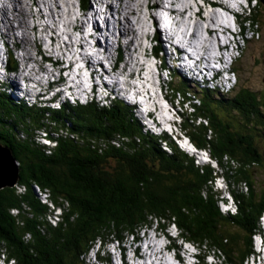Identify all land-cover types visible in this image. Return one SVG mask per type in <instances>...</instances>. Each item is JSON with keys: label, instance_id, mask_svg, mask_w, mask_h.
Wrapping results in <instances>:
<instances>
[{"label": "trees", "instance_id": "trees-1", "mask_svg": "<svg viewBox=\"0 0 264 264\" xmlns=\"http://www.w3.org/2000/svg\"><path fill=\"white\" fill-rule=\"evenodd\" d=\"M257 3L262 7L261 0ZM256 7L241 19L249 18L260 32ZM173 87L170 103L186 99L207 119L206 126H191L197 133L185 121L182 128L195 145L211 152L216 166H195L194 158L172 142L171 153L163 150L157 137L142 134L120 102L65 106L51 111L52 125H47L43 110L18 107L0 95V140L20 171L14 188L0 190V255L6 262L88 264L85 258L95 247L101 248L100 257L107 246L126 243L129 234L155 222L164 228L173 220L183 238L202 251L209 248L222 264H245L264 213V185L253 177L256 166H264V91L259 99L242 88L218 100L210 92L198 107L185 83ZM45 128L55 134L52 147L41 142ZM216 175L228 180L235 214L219 207Z\"/></svg>", "mask_w": 264, "mask_h": 264}, {"label": "clouds", "instance_id": "clouds-1", "mask_svg": "<svg viewBox=\"0 0 264 264\" xmlns=\"http://www.w3.org/2000/svg\"><path fill=\"white\" fill-rule=\"evenodd\" d=\"M4 1H6V0H3V2L0 3V6L3 5ZM92 1H95V0H70V2H69L70 6H65L64 4H66V2L60 0L59 7L60 8H64V9L67 10V7L68 8H73L72 4H74V6L76 8V10L74 11V15H78V18L79 17L83 18V21H84V19L90 20L94 15H93V13L92 14L91 13H87L85 10L94 11L93 7H91V4H92L91 2ZM163 1H166L170 5V7H171V9H172L174 14H176L179 18L183 17V12L184 11L182 10V3H186L187 0H186V2L184 0H182V3L178 2L177 0H163ZM38 2L40 4V0H38ZM85 2H88V5L84 6ZM254 2H255V5L257 6L258 5L257 0H247V3L249 4V9H248V12H247L248 17L251 16V13H252L251 9L253 8L252 6H253ZM155 3L157 4V6H155V8H159V10H162L161 9V7L163 5L162 0L155 1ZM174 3L177 4L178 6L175 7ZM105 4L110 6L109 13L120 16L115 10H113L112 3L108 2V3H105ZM116 4H118L117 1H114V5H116ZM80 5L85 10H83L80 7ZM33 9H34V11L38 12V10L36 9V5L33 7ZM144 9L146 11V14H150L149 11H147L148 8H144ZM188 9L191 10L192 7L190 6V8L188 7ZM178 12H179V14H177ZM96 15H98V14H96ZM2 16H3V14H2V7H1V9H0V17H2ZM149 17H150V15H149ZM241 17H243V16L239 17V25L245 24L246 26L251 27V29H253L254 33H252L250 40L255 38V36L258 37L259 32L252 27L253 24H251V22L249 21V18H248L247 21H244V20L241 19ZM39 19L40 18H37V20H39ZM204 19H205V17H204ZM34 20L35 19H31V26H32L33 23H35ZM78 21H80V20H78ZM78 21H77V23H78ZM140 24H142V22ZM148 24L150 25V29H149V32H150L152 26H155L154 19L151 18L150 21H148ZM4 25L8 26L7 24H1L0 23L1 30L6 31V28L4 27ZM78 25H79V23H78ZM17 26H19V25L17 24ZM17 26H14V27H16L17 30H19V33H20L21 30L18 29ZM256 27H257V25H256ZM78 28H79V26H78ZM81 29L79 28L78 30H73L72 32H74L75 36L82 37L83 44H85V42H84L85 39L83 38V35L81 33ZM157 30L158 29H156V32H157ZM76 31H78V32H76ZM19 33H17V36H19ZM13 34H16V32L13 33ZM13 34L8 38V40L5 41V39H2V41H0V53L3 52L5 56L8 55V56H10L12 58H15V57L18 56V54H17V56L13 55V50L12 49H14L13 46L16 43L15 38H13ZM248 34L249 33H247V36H248ZM154 35H149V33H148V35L145 34V36L141 39L140 44L142 45V49L144 50L143 51L144 55L140 54L141 55L140 64L135 65V66H136V69H137V66L140 65V68L137 69V70H140L141 72H143V74H146V73L153 74L154 75V83H156L155 82V78L163 75L162 68L164 66L165 67L168 66L167 63L169 62V58H168V54H166L165 56H160L159 50H165V48H163V44L164 43L161 40L160 35H156V36H154ZM192 37L195 40L196 35H193ZM248 40L249 39H246L245 41H248ZM9 43H10V46L8 45ZM86 45H88L87 41H86ZM240 46L241 45L234 46V50H236V51H233V50L232 51L233 52H238ZM84 47H85V49H87V51L88 50H92V54L93 53L97 54L95 45H89V46H84ZM208 47L207 48L209 50L212 49L211 42H210V46H208ZM26 48L31 49L32 55L37 52V50L35 48L31 47V46H27ZM23 50H24V48H23ZM23 50L20 49V52H18L20 56L21 55L22 56L26 55L25 51L23 53ZM136 55H138V54L136 53ZM147 55H149V56H147ZM156 62H157V66H156ZM143 63H144V66L147 67L144 70H142L143 66H141ZM118 67H119L118 71L119 70L120 71L123 70V69H121L122 67H126L127 70H133V69H130L131 66H127L126 63L121 62V61L118 62ZM233 67H234V65H233ZM96 75H98L99 77L101 76V78H103V79H106V78H108L107 76H109V73L104 74V73L100 72L99 74H95V76ZM163 76L165 77V73H164ZM175 78H178L179 80H182L176 75H173L171 80L166 77V79L169 80V81H167L168 84H166V90L167 91H168L167 88H169V90H172L170 88V85L174 86V79ZM182 84H183L182 82L179 83V87L174 86L173 89H180L182 87ZM187 86H188V92L191 95L194 96L196 91H194V92L190 91L191 88L189 87V85H187ZM156 88H157V85H154V89L152 90V94H150L148 92L147 97H149L148 99L151 101L150 104L148 103L147 98H146V93L147 92H145V94H144L145 95L144 101L146 102V104H148L147 106L150 105L149 107L153 108V110H154V112L156 114L155 113L150 114L151 111H148V110L144 111V109H145L144 107L141 110H137L134 107L133 108H129V105H127V104L125 105V102L127 101V100H125V99H127L125 97L126 94L124 92L122 93V92H119V91H117V92L116 91H114V92H103L102 96H99V100H97L95 102H93L95 100V98L93 99V97L90 96L89 94H88L89 95L88 96V95H85V93H83V95H81V97H80L82 99L81 102H83V104H80V105H89L91 103L92 105L96 104L99 107H106L107 105L109 107L114 102H120V103L123 104V106L128 108V113H131V119H133L140 126L142 134H146L147 133V134H150L152 136L157 137L158 138V142L160 143V145H161L163 150L167 151L168 153H171L172 152L171 151V149H172V147H171L172 145L171 144L173 143V144H175L177 146V148L179 150H181L182 152H185L186 154L191 155L194 158L195 163H197L196 164L197 166L202 165V164H210V165H215L216 166V164L214 163L213 158L211 156V152L208 149H206V148H199L197 145H195L193 143V141L190 140L189 135L186 134L185 131L183 130L181 122L176 121L174 116H172V114L170 112L172 110H171V108L168 109V107H171L172 105L174 106V102L170 103V100H168V102H169L168 103V107H167V104H163L162 101H164V100L160 99V97H158V95L155 92ZM1 94L2 93L0 92V95ZM139 96H140V98H142L141 95H139ZM152 97L156 98V99L153 100ZM8 98L13 102V100L10 98V96H8ZM24 98H26V101H23V102H16L15 101L13 103L16 106H18V107H25L26 109H33V110L37 109V110H40V111L43 110V113L46 116L45 120H44V124L52 125V123L50 121V116H51L50 113H52L51 111H56L55 108H52L49 105H45L44 108H35V105H33L34 103H32L30 101L31 99L28 100V98L25 97V96H24ZM89 100H90V102H88ZM157 102L161 103L163 105L164 109H162L161 107H158ZM188 102L190 103V101H188ZM191 102L193 104H196L198 107L202 106L201 104L198 105V103H194V98H192ZM181 103H182V98H181ZM60 109L62 110L63 107H61ZM60 109H58V111H60ZM159 111H161V112H159ZM186 112L187 111L180 112V116H181L180 119H186L187 118L188 114ZM164 113H166V117L163 120ZM184 113H186L187 116ZM168 116L171 119H167ZM40 120H41V118H40ZM202 122L204 123V125H207V119L206 118L203 119ZM44 130H45L44 132L39 133L41 142L44 145L48 146V147L54 146L55 145L54 141H52L50 139L51 136L53 137V134H48L49 129H48V131H46V128ZM50 132L53 133V131H51V130H50ZM181 137H182V146L188 145V146H186V148L191 147V148H189V150L186 149V151H185L184 148L179 147L178 142H179V139ZM38 141H40V140L38 139ZM0 142H1V140H0ZM198 148L199 149H203V152L195 153ZM202 154H204L206 156V160H208V161H206V160L204 161V160L200 159V157L203 156ZM16 165L18 167L17 162H16ZM216 178H222L220 182H222L225 185H227L226 188H221L220 189V192H222V194L219 192V188L217 187V183L216 182L218 180H216ZM214 179L216 180L214 185L217 187V190L219 192L218 194L220 195L218 204H219V207H220L221 211L225 212V213L235 214L236 213V205H237V203H236V199L234 198V196L229 191L230 185L228 183V180L224 176H221V175H216L214 177ZM238 186H239V188H240V190L242 192L246 193V191H247L246 182L241 181V182H239ZM35 188L37 189V192H38V190H39L38 187H35ZM225 193H227V194L225 195ZM227 197H229V198L227 199ZM42 198H44V196H42ZM43 201L46 202L45 199H43ZM259 220H260V227L261 228L259 229V231L256 234H254L252 236V239H253V251H251V253L246 258L245 264H250V263L251 264H255V263L256 264H264V254H263L264 252H263V250L260 249V242L261 241L264 242V225H263L264 224V213L260 216ZM168 222H169V224L167 226H165L164 228H161L160 225H158L156 222L152 223L151 226H146V227L142 228L139 231V233L129 234L128 235V241L131 240L130 244L134 245L136 243H139V240L141 239V237H144V238L141 239V241L146 240L145 239V235H147V238H150L149 235H151L152 231H154V232H156L158 234L156 236V238L160 237V235H161L167 241V242L163 241V242H161L159 244H161L162 247H164V242L167 243V246H168L167 247V251L170 252V254L174 253L178 257L180 256V254H182V258L185 257V256H191L193 258V260H194V262H192L191 264H209L207 262V259H213L214 257L212 255H210L209 253L207 255L204 254V251L202 253L200 244L198 245V243H195L193 241H190V240H187V239L183 238L182 235H181L180 228L175 224V222L173 220H170ZM261 239H263V240H261ZM179 243H182V246ZM117 244H119V243L117 242ZM142 244L144 246L143 248H145L147 243L143 242ZM142 244H141V246H142ZM122 245L123 244H119L118 247H116L114 245H110L109 247L107 246V249L109 251L110 256L106 255V254L100 256V257H102L103 264L106 262L107 257L108 258H110V257L112 258V256H113V254L111 253L112 249L117 251V252L120 251L122 264L123 263H127L126 259L122 255L123 254V248L121 247ZM203 248H206V247H203ZM97 250L101 251V248L100 247H95V250H94V252L92 254V261L93 262H95L94 260L97 261V259L99 258ZM156 250H157V248H156ZM207 250L209 251V248ZM196 251H198V252H196ZM211 252H213V251H211ZM160 253L163 254V249H161ZM89 254H91V253L88 252L87 257H88ZM213 254H215V253H213ZM137 257H140V256H137ZM216 258H217V261H213L210 264H222V262H220V260H219L220 256L216 255ZM0 264H11V261H7L6 262L5 259H1L0 258ZM88 264H92V262L90 263L88 261Z\"/></svg>", "mask_w": 264, "mask_h": 264}, {"label": "rangeland", "instance_id": "rangeland-1", "mask_svg": "<svg viewBox=\"0 0 264 264\" xmlns=\"http://www.w3.org/2000/svg\"><path fill=\"white\" fill-rule=\"evenodd\" d=\"M25 1L28 3V5H27L28 6L27 11H28V15H29V18H28L29 22L28 23H29L30 28H31L30 36L32 37L31 19H35L34 21H36V19L39 17V15H41L43 13H42L41 10H39V12L34 11V9H33V7L35 6L34 2H33L34 0H25ZM41 1L42 0H40V2ZM38 4H39V2H38ZM7 5H10V4H7ZM36 6L38 7V6H40V4L36 5ZM9 7L11 8V5ZM18 7H19V5L16 4L15 8L17 9ZM252 7H256L255 2L253 3ZM255 9H256V11H254V17L256 19H258L259 24L261 22V24L260 25L258 24V25H259L260 29H262V30H260V32L258 34V37L255 36V38H253L252 40L249 39V41H243L242 40L244 42V44H242V42L240 41L241 46H240V48L238 50L239 58L237 59L236 63L234 64V68H235V70L237 71V74H238V88H237L236 91H238L239 89H242V88L249 89L250 91L257 93L258 96H259V99H260V97H261L260 95H262V93L264 91V5L262 4V7H259L257 5V7ZM75 10H76L75 7L70 8L71 17H74V11ZM224 13H225V11L223 12V14ZM9 18H13V17L10 15ZM0 21H2L3 24L6 23L7 25H9V27H11V25L16 26L18 24V23H16L17 21H15V20H12V22H9L7 20V18H5L3 16L0 17ZM62 21H64V20H62ZM199 21H202V20L200 19ZM96 24H97V22H96ZM202 26H204V25H202ZM4 27L6 28L7 26L4 25ZM255 27H256V25H255ZM204 28H205V26H204ZM12 29L14 30L15 27H12ZM34 29H35L36 32H39V30H38L36 25H34ZM88 29H89V25L88 24H87V26H84L81 29V33H83L82 35H83V37H84V39L86 41L88 40L87 39L88 38L87 37L88 36ZM102 29H103L102 30L103 32L107 33L106 32V27H104ZM8 31H11V33H13L12 30H8ZM14 31L16 32V34L19 33V30H17V29L14 30ZM0 32H2L1 29H0ZM251 35H252V33L248 34V37H251ZM15 37H18V38L20 37L21 38L20 35L19 36H17V35L13 36V38H15ZM238 38L241 39V37H239V36H238ZM15 39H16V44H17V40L18 39L17 38H15ZM0 41H2L1 38H0ZM34 41L35 42L37 41L36 43H39L38 40H34ZM27 43L28 44L27 45H23V47H19L18 46L16 48L12 49L13 50V55L17 56V54H18V57H19V53L18 52H20V49L23 50V48H24L23 53H24V51L27 50V51H29L28 53L32 56V58H34L33 55H32L31 49H28L26 47L27 46L34 47L35 44L32 43L31 40L29 42H27ZM74 47L76 48V50H77L76 52L77 53H74L72 58H73L74 62L77 63V56L79 55V53H78L79 52V46L76 44ZM132 47L133 46H129L127 48V50L125 48V51H130ZM72 48L70 47L71 50H72ZM172 50H173L172 48L170 50H169V47L167 48V51L170 52V53L172 52ZM167 51L159 50L160 56H165V54H167ZM88 52L92 54V50H88ZM96 52H98L97 48H96ZM69 54H71V53H69ZM131 58H133V56H131ZM135 59H137V61L140 64L139 57H137ZM35 62L37 63L38 61L35 60ZM105 63H107V61H105ZM82 64L83 63H79V64H76V66L79 67V66H82ZM41 65H44V64L40 63L39 66H41ZM156 66H157V62H156ZM144 67H146V66H144ZM39 68L40 67H37V66L34 67V69H39ZM48 68L51 69V66H49ZM121 71H123V70H121ZM50 73H53V72H50ZM55 73L58 76V72H55ZM78 73L81 74L80 71ZM202 75H203V73H202ZM168 76H170V71H168ZM204 76L207 77V74H205ZM82 79H84V78L82 77ZM164 80L166 82L165 85L168 84L167 81H169V80L166 79V76L164 77ZM174 86L179 87V79L178 78L174 79ZM167 89H168V91L161 84H157V88L155 89V92L158 95V97H160V99L164 100V101H162V103L163 104H167V107H168V103H169L168 100L170 98V96H169V91L170 90H169V88H167ZM147 90H149V86L147 87ZM226 94H228V92L226 90L221 89V88H216V89H214L211 92L210 95H211V99L212 100L213 99L218 100L217 99L218 97L222 98ZM157 105H158V107H161L162 109H164V107H163V105L161 103L157 102ZM169 108H171V110H172V111H170L172 116H174L176 121L181 122V124H184V120L185 119H180V117H181L180 116V112L187 111L186 112L187 114L188 113L191 114V115L188 114V116L186 114L187 118H186L185 122L187 123L186 125H187L188 128H191V126L196 127L195 126L196 124L198 126L204 125V123L202 121L205 118H203L199 114L197 115L196 114L197 110L193 109L192 105L186 99H182V105L178 101H174V106L172 105L171 107H168V109ZM159 112H161V111H159ZM167 119H171V118H169V116H168ZM188 123L190 124V126L188 125ZM191 129L193 130L194 133H197L196 131H194L193 128H191ZM197 131L200 132V133H203L202 129H199ZM205 134H206V137L208 139H212L213 138V133H211V131L207 130V133H205ZM53 136H55V134H53ZM211 136H212V138H211ZM260 150H261V152L264 155V144L260 145ZM196 164L197 163H195V166H196ZM253 174L257 175V176H253L254 180L257 181V184L260 187L262 185H264V166L261 167V168L256 166L255 170L253 171ZM221 179L222 178H216V180H218L216 183H217V187L219 188V191H220L221 188H226L227 187V185H225L224 183L220 182ZM216 180L213 179L212 180L213 183H215ZM217 187L215 186L216 189H217ZM35 191H36V193H38L36 188H35ZM49 206L52 208L51 204H49ZM55 220L56 219L52 220L53 224H55ZM157 235L158 234L156 232L152 231L151 235H149L150 238H147V235H145V239L146 240L141 241V239L144 238V237H141V239L139 240V243H136V247H134L132 244H130L131 240H129L128 242H126L125 244H123L121 246L123 248V254H122L123 257L126 259V261L129 264H141V263L151 264V259H147L148 258V249L143 248L144 246H143L142 243L146 242L147 244L152 245V244H155V241H159V243H161L163 241L167 242L164 239V237H162L161 235H160V237L156 238ZM141 244H142V246H141ZM179 244L182 246V243H179ZM113 245L116 246V247L119 246V244H117V243H114ZM140 246H141V248H140ZM94 250H95V248H94ZM94 250H93V252H94ZM203 251H204V254L207 255L209 253L210 255H212L214 257L213 259H207V262L209 264L212 263L213 261H217L216 254H213L211 251H208L206 248H203ZM203 251H202V253H203ZM93 252L91 254H89L88 257L86 256V258H85L86 261H89L90 263L93 262L92 261ZM196 252H198V251H196ZM136 255L140 256V257H137ZM115 256L116 257L112 256V261H114L116 264H122V261L120 259L116 260V258H118L119 255L116 253ZM165 259L169 260L170 264H189L188 262H182V260H178V257L174 253H171L169 258H162L161 260L164 261ZM155 260H156V262H158L157 258H155ZM219 260H220V262H223V258L222 257H220ZM93 264H96V262H93Z\"/></svg>", "mask_w": 264, "mask_h": 264}, {"label": "bare ground", "instance_id": "bare-ground-1", "mask_svg": "<svg viewBox=\"0 0 264 264\" xmlns=\"http://www.w3.org/2000/svg\"><path fill=\"white\" fill-rule=\"evenodd\" d=\"M64 2H66V4H64L65 6H68L69 5V2L70 0H62ZM99 3H112V8L113 10H115L121 17L118 19V23L121 24V27H120V34L122 36L124 35H127L128 37H130L131 39L129 40V43L126 47V50L129 46H133V50L135 53H137L138 55H136L134 58H131L130 57V61H126L127 62V66H129L130 64L132 65L133 63L131 62H135V65H138L139 62L137 61V57H139L140 54H143V49H142V45L140 44V41L142 39V37H140L137 33H136V30H137V25L142 22V25L145 26L146 30H149L150 29V25L148 24V21H150V17H149V14H143L142 13V10L144 8H150L151 6L152 7H155L157 6V4L155 2H152V4L150 3L149 5H146V2L144 0H97ZM114 1H117L118 4H116L114 6ZM178 2L182 3V0H177ZM186 2V0H184ZM34 5H39L38 4V0H34ZM32 2V3H33ZM187 7L190 8V4L189 2L187 1ZM7 4H10L11 5V8L9 7L10 5H7ZM18 4L19 7L16 9L15 8V5ZM42 4H45L48 6V8L50 9L51 13H53L52 9H57L58 12H55L57 13V18L52 14L51 17H53V21L54 22H58V24L60 22H62V20H64V26L65 28L68 30V33H69V36H71L72 38V41L71 43H73V46L75 44H79L80 46H85V44H83V39L82 37H77L75 36L74 32H72L71 30V23H70V15H71V12L70 10L67 8L64 9V8H60L59 7V4H60V0H42ZM28 3L25 1V0H6L4 1L3 5H2V14H3V17L7 18V20L9 22H12V20H15L17 21L16 23H18V29L21 30V38L19 37H15L17 38V46L19 47H23V45H27L30 40L32 43L35 44V41L33 40V38L30 36L31 34V28H30V25H29V21H28V18H29V15H28V11H27V8H28ZM179 14V12L177 13ZM12 16L13 18H9V16ZM39 17H44L43 14L39 15ZM38 17V18H39ZM205 18L204 19V16L202 15L200 17L201 20H204L205 22V25L207 27V30L209 26L213 25V24H220L221 22H224L226 19H224L222 16L218 15L215 11H211L210 13H207L205 15ZM80 21H78L79 23V28L81 29L83 24H84V21H83V18H80L78 19ZM1 24H3L2 21H0ZM6 24V23H5ZM12 27H14L13 25H11V27H8V30H12ZM106 26H103L102 28H104ZM197 27H198V32H202L203 30V26L199 25V23H197ZM122 28V30H121ZM96 29H99V27H96ZM106 29L108 30V28L106 27ZM15 30V29H14ZM118 31V32H119ZM108 32H110L108 30ZM117 32V34H118ZM210 32V31H209ZM54 33V32H53ZM55 34V33H54ZM83 34V33H82ZM100 34H102L105 38V42H102L103 44V47H106L104 45H111L113 46L114 45V41L117 40V34L115 35L114 37V40H110L108 38V33H105V32H101ZM10 31L8 32V36H10ZM13 36H16V34H14ZM107 36V37H106ZM57 37V36H56ZM125 37V36H124ZM4 38L5 40L8 39V37H6L4 35ZM213 39V37H209L207 39H205V44L203 46H205V48H207L208 46H210V42L211 40ZM16 40V39H15ZM37 42V41H36ZM127 43V42H126ZM165 47H167L169 44L167 41H164ZM135 44L138 45L137 46H134ZM72 46V45H71ZM66 49H69L68 46L65 47ZM172 47H169V50L171 49ZM209 48V47H208ZM138 49L140 50L138 52ZM173 49V48H172ZM209 50V49H207ZM26 52V60L27 61H33V63H36L34 58H32V56L28 53L29 51H25ZM128 53V51H126ZM53 53H56V51H54ZM66 53V52H65ZM67 54V53H66ZM1 56L4 55L3 52L0 53ZM149 56V55H147ZM20 57V56H19ZM183 57V56H182ZM38 63V62H37ZM89 65V63L87 62V66ZM143 66L142 70L146 69L147 67H144V63L141 65ZM40 69L42 70H48V72H53L51 69H49L48 67L44 66V65H41L40 66ZM123 71L120 73L122 75H125V72L127 73V68L126 67H123L122 68ZM167 70H170V69H167ZM139 72V71H138ZM128 74V73H127ZM206 73H203V75H205ZM121 76V75H120ZM119 76V77H120ZM141 77V79H143L142 75H139ZM119 77L117 79V81L119 80ZM166 77L169 79L171 77V71H170V76H168V73H166ZM84 80V79H83ZM180 96V95H179ZM176 101H178L179 103H181L180 101V98H176ZM182 105V103H181ZM166 117V113H164V117H163V120L165 119ZM37 186V185H36ZM43 192V191H42ZM39 193V191H38ZM59 214V213H58ZM106 255H109V251L108 249L106 248L105 252H104ZM156 253L157 251L154 253V256H156ZM1 259H5L3 258V256H0ZM166 260V259H165ZM135 262V261H134ZM162 262V260H161ZM101 264H103V262H101ZM141 264H145V263H141ZM164 264H167V263H164Z\"/></svg>", "mask_w": 264, "mask_h": 264}, {"label": "water", "instance_id": "water-1", "mask_svg": "<svg viewBox=\"0 0 264 264\" xmlns=\"http://www.w3.org/2000/svg\"><path fill=\"white\" fill-rule=\"evenodd\" d=\"M264 5V0H261ZM19 168L9 148L0 142V190L14 188L20 181Z\"/></svg>", "mask_w": 264, "mask_h": 264}, {"label": "flooded vegetation", "instance_id": "flooded-vegetation-1", "mask_svg": "<svg viewBox=\"0 0 264 264\" xmlns=\"http://www.w3.org/2000/svg\"><path fill=\"white\" fill-rule=\"evenodd\" d=\"M72 5H73V7H75L74 4H72ZM68 6H70V4H69ZM67 8H68V7H67ZM68 9L70 10V8H68ZM70 16H71V15H70ZM63 22H64V21H63Z\"/></svg>", "mask_w": 264, "mask_h": 264}, {"label": "built area", "instance_id": "built-area-1", "mask_svg": "<svg viewBox=\"0 0 264 264\" xmlns=\"http://www.w3.org/2000/svg\"><path fill=\"white\" fill-rule=\"evenodd\" d=\"M43 199H45V197H44ZM0 256H3V258H4V255H3V254H2V255H0Z\"/></svg>", "mask_w": 264, "mask_h": 264}]
</instances>
